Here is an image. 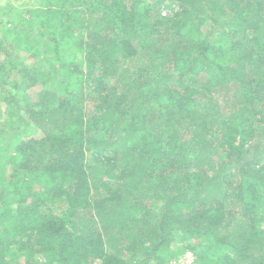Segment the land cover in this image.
<instances>
[{
    "label": "trees",
    "instance_id": "16d2710c",
    "mask_svg": "<svg viewBox=\"0 0 264 264\" xmlns=\"http://www.w3.org/2000/svg\"><path fill=\"white\" fill-rule=\"evenodd\" d=\"M0 90V264H264V0H0Z\"/></svg>",
    "mask_w": 264,
    "mask_h": 264
},
{
    "label": "rangeland",
    "instance_id": "374dc122",
    "mask_svg": "<svg viewBox=\"0 0 264 264\" xmlns=\"http://www.w3.org/2000/svg\"><path fill=\"white\" fill-rule=\"evenodd\" d=\"M4 1V0H3ZM14 1H18V2H20V0H14ZM23 1V0H22ZM16 3V2H15ZM17 4H19V3H17ZM166 13L168 12V11H165ZM16 37V40L18 41V39H20L18 36H15ZM43 41V40H42ZM16 45H14L15 47H17V48H19V46L20 45H18L17 43H15ZM14 46H13V48H14ZM11 48V47H10ZM27 56H26V53H20V55H19V60H23V61H25V58H26ZM51 63V62H50ZM44 70V73H48V74H46V76L49 78V79H51L52 80V77L50 76L51 74H50V72L47 70V68H45V69H43ZM46 76H43L42 77V79L43 80H46V81H48V79H47V77ZM0 92H1V90H0ZM5 121H7L6 120V117L4 118V119H2V121H0V131L1 130H4V129H6V131H16L17 129H15V127L14 126H8V124L6 125V122ZM8 126V127H7ZM0 134H3V133H0ZM185 255H179L178 256V259H176V260H173L172 261V263L171 264H193L194 262H195V256L193 255V253L192 252H187V253H184ZM182 256V257H181Z\"/></svg>",
    "mask_w": 264,
    "mask_h": 264
}]
</instances>
